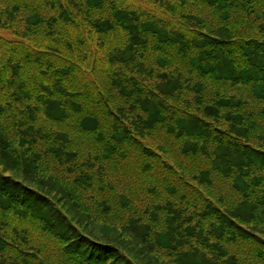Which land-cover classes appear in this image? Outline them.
I'll return each instance as SVG.
<instances>
[{"label": "trees", "instance_id": "16d2710c", "mask_svg": "<svg viewBox=\"0 0 264 264\" xmlns=\"http://www.w3.org/2000/svg\"><path fill=\"white\" fill-rule=\"evenodd\" d=\"M5 1L0 4V29L18 37L25 27L29 33L44 32L53 42L34 47L16 37L10 40L14 46L9 52L30 64L31 79L40 82L42 94L32 106L18 99L6 103L25 113L23 120L14 114L5 117L0 102V145L7 147L9 126L18 123L24 126L20 139L30 140L26 136L33 135L34 110L56 121L66 119L87 133L89 173H126L119 185L125 193L117 201L124 211L115 213L130 212L139 223L137 206L149 205L147 212L154 219L159 209L169 217L161 230L155 223L149 233L137 236L136 244L122 242V233L114 240L106 225L104 238L112 241H98L85 251L87 245L79 239L82 231L75 232L74 223L54 202L56 197L27 193V187L2 174L7 167H0V207L15 206L43 229L68 238L66 246L90 256V264H146L156 246L171 257L153 253L148 264H158L162 257L176 264H193L191 258L205 264L194 252L177 249L180 214L172 218L169 213L180 211V206H151L154 197L163 199L158 197V183L164 180L179 181L187 190L186 205H200L198 217L212 220L207 234L199 233L202 243L210 237L218 241L224 230L249 236L250 230L237 219L264 222V0ZM199 2L226 17L229 10H238L237 28L229 33L222 24L214 30L213 23L206 24ZM38 64L42 67L35 69ZM134 75H143L148 83ZM45 132L40 137L49 140L63 135ZM257 140L263 145L255 144ZM47 151L55 154L56 147ZM2 157L5 166L8 158L0 153ZM39 158H25L28 173L43 170ZM214 179L233 185L237 192L238 200L226 209L204 192L211 193ZM166 188L179 197L171 184ZM111 189L100 192V209L106 212L112 205ZM78 200L76 196L73 202ZM74 207L86 218L83 207ZM194 209L189 211L192 216L197 215ZM255 240L256 250L245 247L239 253L241 264H264V239ZM218 249L228 264H237L226 249ZM27 253L1 259L0 264H29Z\"/></svg>", "mask_w": 264, "mask_h": 264}, {"label": "rangeland", "instance_id": "374dc122", "mask_svg": "<svg viewBox=\"0 0 264 264\" xmlns=\"http://www.w3.org/2000/svg\"><path fill=\"white\" fill-rule=\"evenodd\" d=\"M14 1L11 0V2ZM3 2L8 3L5 0H0V4ZM197 5L206 11V14H203V18L206 24L208 20L214 24L210 25L214 30L220 28L222 24L225 26L224 29L229 33L237 28L238 22L235 20V17H238V10H229L226 17L223 15V12L221 13L214 6L208 9L202 2H199ZM0 8H3V6L0 5ZM24 28L21 29L22 34L18 37L12 35L7 29H0V33L4 35L3 38H0V102L4 106L1 113L5 117L14 114L16 119L20 120L25 119V113H20L18 110L13 109V106H7L6 103L12 105L18 99L27 101L32 106L35 98L41 95L42 91L39 89L40 82L31 79L30 64L9 52V49L14 46V43L10 42V40L16 37L34 47L53 42L44 32L29 33ZM36 67L41 68L42 65L38 64L34 68L36 69ZM130 76L133 75L130 74ZM134 76L139 77L141 83H148V80L142 79L143 75ZM209 84L212 87L217 85L213 82ZM226 91L233 93V90ZM33 119V135L26 136L30 139L26 143H23V139H20L21 129L24 126L20 125V123L16 125V128L11 125L9 126L7 137H4L7 140V147L0 145V153L8 158L5 166L1 163L4 157L0 158V167H7L6 172H2V174L9 175L11 180H15L20 185L27 187V193L33 192L39 194L42 192L51 197L55 196L56 201L54 202L63 212L65 211L64 214L66 213L68 220L74 223L73 225L77 228L75 232L79 234L78 230L82 231L83 234H80L79 239L81 243L87 245L85 251H89V247L92 248L98 245V241L101 242L105 239L112 241L110 238H104V230H106L104 226L106 225L111 227V234L114 240H116L117 234L122 233L124 237L122 242L134 244L139 241L137 236L149 233L147 231H150L155 223H159V230L165 227L166 219L169 216L164 209H159V217L154 219L147 212L149 205L145 208L137 206L139 214L142 215H140L139 223H136V216L130 212L124 214L115 213L118 210L124 211L117 205V201L119 194L125 193L124 185L121 187L119 185L121 178H124L126 173H89L91 159L87 153L90 147L87 133L76 128L74 125L71 126L66 119L56 121L47 117L42 110H34ZM44 130L57 135L63 133V135L49 140L40 137V135H46ZM63 136L66 139H63ZM254 143L263 145L262 140L254 141ZM50 146L56 147L55 154L47 151ZM91 151L99 156L97 151ZM30 155L36 159L40 157L38 161L43 170L38 171V173H28L25 158ZM128 177L132 180L134 176L130 174ZM168 184L174 187L179 197L173 196L168 192L166 188ZM158 185L161 190L158 197L163 199L160 200L154 197L151 201V206L161 205L163 207L168 202H175L180 206V211L175 210L174 213H169L172 218L178 213L180 214L179 223L182 226L177 227L178 229L175 231V237L179 241L177 249L194 252L205 264H228L225 256L221 254L223 250L220 251L218 249L220 247L226 249L227 253L231 254L237 261V264H241L239 253L245 251V247H252V249L256 250L258 243L255 240V236L258 239H264V222L253 223L248 220L237 219V221L242 223V226L250 230L251 234L249 236L243 235L240 231L224 230L225 233L218 241L210 237L202 243L199 233L205 236L208 230L211 229L210 222L212 220L200 219L198 217L197 213L200 211V205L196 209L190 205H186L183 193L187 190L179 181L170 183V181L164 180L163 183H158ZM111 187L115 188L110 190L111 195L109 198L112 201V205L109 206L108 212H106L102 208L100 209V202L104 200V196L100 192L106 191ZM232 187L233 185L225 181L214 179L213 185L210 187L212 189L211 193L203 191L218 205L226 209L231 201L238 200L237 192ZM223 193L227 194L224 196ZM69 194L71 195L70 201L67 200ZM76 196L79 198V202L77 203L73 202ZM75 204H79L81 208H84L82 210L87 214L85 215L86 218L84 214H80L75 209L77 208L74 207ZM70 207L73 209L71 213L67 211ZM184 207L185 211L182 210ZM192 209L196 211V216H192L189 212ZM117 218L120 219L115 220ZM123 219L125 220L122 221ZM260 220L264 219L260 218ZM78 221L80 222L78 223ZM37 222L38 220L32 216L21 215L15 206H11L8 209L0 207V260L7 259L9 261L15 256L24 257L21 251H27V263L29 264H90V256L88 258L87 255L82 254L80 251L72 250L69 246H66L68 238L63 240L60 235H53L51 232L43 229L40 223ZM187 226L192 227V229L187 230ZM232 235H234V238ZM151 250L157 256L167 255V250H160L157 246L152 247ZM153 253L147 256L146 264L150 260L152 261L153 256L151 254ZM158 259V264H176L175 260L173 263L171 259H163V257ZM198 261L194 260V258L190 259V262L193 264H197Z\"/></svg>", "mask_w": 264, "mask_h": 264}]
</instances>
